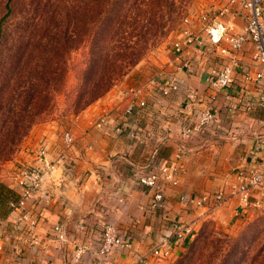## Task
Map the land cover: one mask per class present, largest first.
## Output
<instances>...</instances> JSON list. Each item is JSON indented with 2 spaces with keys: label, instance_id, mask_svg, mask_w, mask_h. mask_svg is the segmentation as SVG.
<instances>
[{
  "label": "crops",
  "instance_id": "0c3cea01",
  "mask_svg": "<svg viewBox=\"0 0 264 264\" xmlns=\"http://www.w3.org/2000/svg\"><path fill=\"white\" fill-rule=\"evenodd\" d=\"M224 5L225 0H220L214 6ZM234 11V15H226L223 20L232 32L239 33L245 25L246 11L241 10L239 4ZM194 32L203 38L200 48L184 47L177 56L171 45V53L162 69L146 75L139 82L114 86L84 109L65 131L73 138L70 148L65 146L64 132L48 129L39 134L34 146L42 143L52 159L65 153L67 158L74 160V166L68 174L61 168L46 177L44 187L52 196L50 200L28 203L27 206L37 214L39 244L34 250L26 251L16 264H72L71 257L78 245L86 246L84 264H93L98 227L96 217L91 213L96 207L105 209L108 213L106 219L124 238L129 237L132 241L130 250L117 248L112 252L110 264H136L138 256L146 257L145 264L161 263L151 259L148 251L164 233H171L173 222L192 223L194 230L191 239L176 247V254H180L207 221L237 223L251 212H241L234 198H228L219 209H211L210 198L220 190L227 194L226 185L233 180L236 168L244 161L255 162L251 154L256 153L260 142L264 141V107L260 103V90L252 80L258 69L253 60L255 46L247 40L237 53L233 85L226 90H211L205 84V77L228 64V56L220 53V49H227L228 45L221 43L219 47H211L197 24ZM172 81L179 84V90L164 97L162 87ZM126 85L145 88L148 107L140 115L129 118L140 130L153 136L144 146L131 145L127 137L113 131L112 120L122 109L118 91ZM188 90L197 91L198 109L209 106L215 115L212 124L189 139L182 135L183 117L188 114L183 101ZM104 113L110 115L106 128L93 127L92 122ZM165 132L168 140L160 143L157 139ZM181 145L188 152L184 158L177 159ZM155 148L158 158L180 166L178 184L163 185L164 206L161 209H150L153 190L139 185L132 175L134 167L145 170L149 166L150 153ZM27 156L26 153L20 155L18 161H29ZM260 156L257 157L264 159V155ZM4 183L5 187L11 188L10 177ZM182 195L195 199L205 196L210 201L202 207L184 205L180 202ZM7 201L0 205V216L7 221L2 230L5 236L12 232L9 221L14 216L9 214ZM79 218H85L88 234L76 229ZM55 225H61L65 230L66 242L50 239ZM7 241L3 247L5 259L12 262L15 255L9 251Z\"/></svg>",
  "mask_w": 264,
  "mask_h": 264
},
{
  "label": "rangeland",
  "instance_id": "374dc122",
  "mask_svg": "<svg viewBox=\"0 0 264 264\" xmlns=\"http://www.w3.org/2000/svg\"><path fill=\"white\" fill-rule=\"evenodd\" d=\"M218 1L154 0L137 17L119 7L104 23L102 39L97 38L102 50L94 46L92 52L100 30L93 0H0L2 184L20 155L35 147L39 134L65 132L89 108L90 86L84 79L89 76L92 84L101 76V61L108 54L138 58L122 69L111 88L139 82L162 69L182 19ZM91 54L92 62L86 60ZM96 57L102 58L98 64ZM157 264H264V207L237 223L207 221L182 253Z\"/></svg>",
  "mask_w": 264,
  "mask_h": 264
},
{
  "label": "built area",
  "instance_id": "2783aa9c",
  "mask_svg": "<svg viewBox=\"0 0 264 264\" xmlns=\"http://www.w3.org/2000/svg\"><path fill=\"white\" fill-rule=\"evenodd\" d=\"M239 4L241 10L246 11L244 17V28L239 33L232 32V29L223 20L226 15H234V7ZM199 25L201 33L206 35L207 43L211 47H219L221 43L228 45L227 49L221 48L220 53L228 56V64L220 70L212 71L205 77V84L211 90H226L234 83V66L236 64L237 53L247 40H250L255 46L253 60L258 64V69L254 73L252 80L260 90V103L264 107V0H225V5L212 6L198 14V16H186L182 19L177 36L172 42L174 53L178 56L184 47L196 46L200 48L203 45L202 36L194 32L195 25ZM246 79H251L246 76ZM179 84L172 81L162 87V95L167 97L170 93L178 92ZM145 88L143 86L126 85L118 91L119 103L122 106L121 113L113 121V131L115 134L124 135L131 142V145H146L152 135L149 132H143L135 121H129L133 115H140L148 107L144 97ZM199 102L197 91L188 90L183 104L188 114L183 117L182 135L189 139L192 136L203 132L215 121V115L209 106L198 109ZM109 113H104L92 122V126L98 129H105L109 124ZM63 140L66 148H70L73 143L72 135L64 132ZM168 140V134L165 132L162 137L157 139L160 143ZM188 150L184 145L178 148L177 159L184 158ZM158 150L155 148L150 153V164L144 170L137 167L133 169V178L141 186L153 190V201L150 209H161L164 206L163 185L169 184L175 186L178 184L177 172L179 165L169 164L165 160L158 158ZM47 148L42 144L26 152L30 158L27 162L17 161L12 166L10 176L11 188L9 189L16 197L17 201H7L9 214H14L9 221L12 232L5 236L3 227L7 222L0 216V264H16L28 250H34L39 239L36 236L37 214L27 205L33 200L46 201L52 198L50 192L44 187L46 177L58 169H63L67 174L72 171L74 160L67 158L65 153L57 158H50ZM254 157L252 163L244 161L235 172L234 178L227 186V194L220 190L210 198L211 209H219L224 206L228 198L237 200L240 211L245 213L264 207V141L260 142L259 150L251 154ZM260 156V157H257ZM228 195V196H227ZM208 197L194 198L182 195L180 202L184 205H195L202 207ZM34 204V203H33ZM107 211L96 207L91 215L96 217L98 239H96L95 261L93 264H110L112 252L119 248L120 250H130L132 248L131 239L124 238L115 226L106 219ZM101 216V217H100ZM103 218V219H101ZM101 219V221H99ZM171 233H164L148 251L151 259L157 262H164L176 256V247L186 239H191L194 235L192 223L187 224L180 221L173 222L170 225ZM76 229L84 234H88L89 229L86 226L85 218L76 220ZM50 239L63 243L67 241V234L61 225H55L51 229ZM10 245L9 251L15 255L12 262L5 259L4 243ZM86 252V246L78 245L72 254V264H84L83 254ZM146 257H136V264H145Z\"/></svg>",
  "mask_w": 264,
  "mask_h": 264
},
{
  "label": "trees",
  "instance_id": "16d2710c",
  "mask_svg": "<svg viewBox=\"0 0 264 264\" xmlns=\"http://www.w3.org/2000/svg\"><path fill=\"white\" fill-rule=\"evenodd\" d=\"M153 1L154 0H93L95 4V25H97V28H100V30L97 34L98 36H94L93 40L94 42H96L93 43L92 52L95 50L94 46L102 50V34L100 33L101 29L104 28V23H108L109 20L112 19V15H114L116 9L124 6L126 7L125 11L131 9V13L133 14V16L137 17L138 15L141 16L142 14H146L145 12H142L144 10L143 8ZM134 7L136 9H134ZM6 10V14H8L10 11V7H8V5H6ZM97 38L101 39L98 40ZM91 56L92 54L88 56L86 60L92 62L93 57ZM137 59L138 58L136 56L130 54L128 56H124L123 58L122 56H113L112 54H108V56L105 57L103 61H101L102 58H94L96 64H98V61L102 62L100 67H102L103 71L101 76L97 80H95L94 82L92 81V84L89 76L84 79V82H86L85 84H87L86 88L90 86L86 106H89L90 104L104 96L113 86L122 69L127 66H132L134 62L137 61ZM6 200L13 201L16 200V197L7 187H5L4 184H0V205L4 204V201Z\"/></svg>",
  "mask_w": 264,
  "mask_h": 264
}]
</instances>
